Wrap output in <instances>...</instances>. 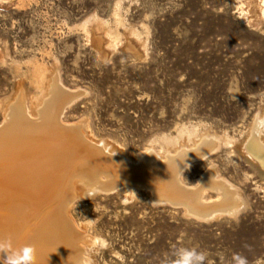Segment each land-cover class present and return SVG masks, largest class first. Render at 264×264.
Segmentation results:
<instances>
[{
  "label": "rangeland",
  "instance_id": "rangeland-1",
  "mask_svg": "<svg viewBox=\"0 0 264 264\" xmlns=\"http://www.w3.org/2000/svg\"><path fill=\"white\" fill-rule=\"evenodd\" d=\"M49 82L73 96L65 124L132 159L214 143L181 181L214 173L243 202L201 220L147 187L75 199L81 264H264V169L243 153L264 130V0H0V127L19 86L30 108Z\"/></svg>",
  "mask_w": 264,
  "mask_h": 264
},
{
  "label": "bare ground",
  "instance_id": "bare-ground-1",
  "mask_svg": "<svg viewBox=\"0 0 264 264\" xmlns=\"http://www.w3.org/2000/svg\"><path fill=\"white\" fill-rule=\"evenodd\" d=\"M49 85L42 97H31L30 108L29 95L19 86L0 127V237L11 235L17 246L31 245L34 264L82 263L77 257L88 239L70 210L75 199L98 191L147 187L159 201L203 218L237 212L243 204L214 173L193 188L181 181L185 168L208 156L214 143L178 149L166 160L151 152L132 159L108 142H96L81 124H65L62 115L73 96L55 92V82ZM258 125L243 153L264 169V130ZM206 189L220 198L206 201ZM6 258L0 251V261Z\"/></svg>",
  "mask_w": 264,
  "mask_h": 264
},
{
  "label": "clouds",
  "instance_id": "clouds-1",
  "mask_svg": "<svg viewBox=\"0 0 264 264\" xmlns=\"http://www.w3.org/2000/svg\"><path fill=\"white\" fill-rule=\"evenodd\" d=\"M0 251L7 254L0 264H34L33 247L27 244L17 246L11 235L0 237ZM175 255V264H202L205 259V253L196 249H178Z\"/></svg>",
  "mask_w": 264,
  "mask_h": 264
},
{
  "label": "water",
  "instance_id": "water-1",
  "mask_svg": "<svg viewBox=\"0 0 264 264\" xmlns=\"http://www.w3.org/2000/svg\"><path fill=\"white\" fill-rule=\"evenodd\" d=\"M221 214H228V213H221ZM190 216H193V217H195V218H198V219H201V220H212V219H214V218H203V217H198V216H196V215H192V214H189ZM228 215H235V214H228Z\"/></svg>",
  "mask_w": 264,
  "mask_h": 264
}]
</instances>
